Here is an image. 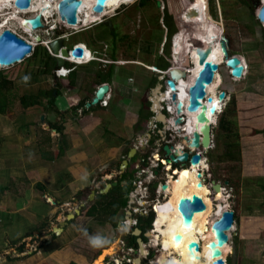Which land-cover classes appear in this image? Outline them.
Masks as SVG:
<instances>
[{"label": "rangeland", "instance_id": "374dc122", "mask_svg": "<svg viewBox=\"0 0 264 264\" xmlns=\"http://www.w3.org/2000/svg\"><path fill=\"white\" fill-rule=\"evenodd\" d=\"M141 1H131L130 5L123 6L111 17H106V15L102 14V16L106 17L103 23L84 31L80 29L78 32H81L77 35L74 34V36L73 33H70L64 38L63 47L71 48L74 43L84 42L91 49L98 44L95 50L97 51V56L102 51V48L109 50V47H111V54L117 57L120 62L122 61L123 64H127L128 59L136 58L147 65L155 66L154 64H156L160 66L162 59L170 60L169 47L171 46V38L176 31L184 26L188 30L193 27L192 24L181 23L182 20L189 23V18L193 13L196 15L191 17L192 20L194 17L207 19L213 25L222 28V38H225V40L229 37L232 38V49L241 56L239 59L244 66L245 75L243 78L238 79V82L233 81L235 79L231 78L225 65H221L219 68L221 86L217 93L225 92L227 93V98L213 126L210 150L204 155L207 157L208 169H203V173L205 174L204 179H207L211 184L215 182L223 186L226 200L225 203L224 201H220V203H223L224 207L228 205L229 211L235 213V229L229 232L231 252L222 254V260H224L225 264H229L230 260L233 259L232 249H234L237 264H264V191L261 187V185H264V31L261 25L258 24L257 12L252 7L255 1L247 3L243 2V0H214L213 6L216 16L212 15L209 0H176L177 2L175 0H148L145 7L141 6ZM158 2L162 4V8L157 6ZM193 8L195 12H193ZM257 11L259 10L257 9ZM54 18H56V15ZM51 23H48L41 31H36V38L39 37L45 42L56 40L58 34L49 31ZM112 32H114L115 39ZM43 33H46L47 36L42 35ZM17 34L27 40L29 39L19 30H17ZM191 36L189 42L195 46L197 41L195 44L193 33H191ZM32 41H34L35 45L37 44L34 39ZM229 43V40H227L228 49ZM114 46L117 47L116 51L113 50ZM232 49H229L230 54L233 53ZM83 56L85 59L89 55L85 54L84 51ZM29 57L25 58L22 63L0 69L3 77L13 80L16 83L15 85L20 87L21 96L38 94L41 87L46 89L59 84V81L56 82L50 74L46 76L42 74L43 68L40 63L43 62L42 58H44V55H40L37 59ZM107 59L101 60L111 62L109 58ZM108 65L101 62L93 63L88 69L90 71L95 70L98 73L99 68ZM121 70L126 84L130 74H138V81L143 79V74L146 76L153 74L152 71L137 67H132L131 70L125 67V69ZM84 73L86 74V72ZM62 83L63 89H70L67 82ZM89 87L90 85L88 84L87 88L89 89ZM63 95V98H59L60 101L56 99V104L57 102L61 103L57 105L61 112L59 114V123H64L69 119L70 115H75L74 112L68 111L72 98L69 100V97H67L66 101H69L66 102ZM42 101L48 104V99H42ZM116 102L114 101L108 110H101L103 112L101 114L103 116L101 125L97 121L98 116H93L95 112H93L91 117L85 118L87 119V126L91 127V125L97 123L94 132L98 130L99 134L97 137L99 136V139L102 135L104 137L108 135L104 133L107 126L114 128L115 132H119L122 129V122L120 121L124 116L123 111L125 109L115 107ZM86 109L90 110L87 106ZM142 110H145L144 107H142ZM26 111L22 109L17 99L11 110L9 109L5 115H0V128L4 126L2 134L9 128L6 127V124H11L10 120L16 118L17 124L19 125L20 123L25 127L20 128L23 136L20 144L27 156L20 158V163L31 161L28 159V154L31 155V152L25 150V138L37 130L43 118V116L40 118L37 116L40 114L41 109L33 107L29 108L28 113L29 115L32 114L34 118L38 117L35 124L33 116L22 115L19 120V115L21 113L25 114ZM42 111H46L45 106ZM224 111H228L226 114L227 119L232 120L236 124L235 126L238 127L241 136L240 151L242 161L240 162L220 160L225 152L226 144V138L219 127ZM111 116L113 117L112 122L110 120ZM145 117L140 116L137 122L138 129L142 130L145 125L147 130L150 127L151 116L149 121H146ZM52 120L57 121V117L54 116L50 122ZM156 126H158L159 130H163L164 126L162 124H157ZM141 133L132 134L130 137L133 140L131 147L135 148L136 146L138 154L147 161V157L156 151V147L150 144L147 152L143 153L138 146L141 145L140 142L148 144V141L146 136H141ZM75 135L78 136L79 132H75ZM1 137L4 138V135H1ZM111 139L105 138V141L115 142ZM234 139L232 135L227 138L228 142ZM71 140L67 139L64 141V146L67 149L74 146ZM160 142H162V148L166 145L169 146L168 137L165 141L162 139ZM115 145H118V143L115 142ZM189 150H193V148L186 149L185 153H188ZM93 152L95 150L91 151V154ZM103 152L105 151L103 150ZM105 154L108 159L113 156L109 151H106ZM101 159L92 157L89 164H86V159L85 163H83L84 161L73 163L65 155V157L59 158L58 161L56 160L53 163L54 172L47 170L51 172L52 176L47 175L45 172L40 177V179L42 178L41 181L30 180L25 177L22 180L23 184L17 187L18 193H15L8 184L6 186H9L10 191L4 192V190H0V196L5 194L2 200L0 199V212L2 210L9 212L0 213V264H93L102 260L104 258L103 252L113 249L114 246H116L115 254L106 256L102 264H119L120 261L121 264H134V261L138 259L140 260L137 264H153L156 261L162 249L160 245L157 248L155 247L157 243L154 242V239L143 245V254L141 250L136 253L127 247L126 237L129 236L130 230L136 228L138 215L135 214L134 224L125 219V212L123 211L119 214L123 216L124 220L121 218L118 220L114 219V222L111 223L108 222L105 213L98 214L95 217L87 215L90 207L95 204V200L83 199L81 196H87L91 190H94L95 186L92 182L95 178L98 179L97 184L99 185L94 190L95 192L105 186L106 183L118 181V185L120 184L119 194L127 195L129 192L128 196L130 192H133V190L131 191L133 182L136 178L140 180V177L135 175L134 165L132 166L133 169L131 168L134 176L132 173L129 178L126 177L124 180L119 179L118 176L110 177L108 181L104 182V178L107 179L105 174L108 173L105 170L109 168H105L106 165L104 163L100 164ZM34 161L36 167L37 165L46 167V162H43L40 158H36ZM79 162L80 166L78 167ZM74 164L77 168L73 171L71 169L70 173L68 167ZM146 166H149V164H146ZM174 166L182 169L180 168L182 166L175 164ZM187 167L189 165L185 164L184 168L187 169ZM163 170L165 171V167H162V170H156L158 176L153 179H148L146 175L141 177L144 181V186L148 188L146 195H140L146 202L144 206H139L145 212V215L154 210L155 207L152 209L149 207L153 200L154 204L157 200L158 204L166 201L167 196L158 195L152 190V184L155 182L164 184L168 181L169 175L175 173V170L173 173L170 169L167 173ZM35 171L39 170L36 169L30 172ZM201 172L202 169H200ZM69 174H72V181H83L82 186L80 185L75 190H71L68 186L62 192L63 194L66 193L65 198L62 194L58 197L53 194V197L51 194L53 177L55 175L57 177L61 175L66 177ZM173 176L175 177L176 175ZM0 181L3 183L4 176H0ZM209 182H206V184L212 189ZM38 184H42L44 189L40 190L37 187ZM14 188H16V185H14ZM212 192L215 193L213 189ZM160 196H162L161 199ZM214 196H212V199H214ZM220 203L218 202L217 204L215 202V206H219ZM135 205L138 206L137 200ZM20 209L22 211L15 212ZM78 210L80 214L75 216ZM71 215H74L75 218L67 222ZM61 223H67V225L62 226L63 231L60 233L54 232L56 228H60ZM31 230L35 232H30ZM93 238L97 239L98 243H91L90 241ZM151 254L152 257L150 258ZM167 256L164 255L163 258ZM98 258L100 259L98 260ZM208 258L209 256H205L201 264H213V262L208 261ZM132 259L134 261H131Z\"/></svg>", "mask_w": 264, "mask_h": 264}, {"label": "crops", "instance_id": "0c3cea01", "mask_svg": "<svg viewBox=\"0 0 264 264\" xmlns=\"http://www.w3.org/2000/svg\"><path fill=\"white\" fill-rule=\"evenodd\" d=\"M243 2H246V1L243 0ZM179 13H180V9H179ZM206 21L210 22L207 19ZM258 24L261 25L259 22ZM212 26H215V25L212 24ZM217 28L219 29L221 27H217ZM177 31L180 32V29ZM112 34L114 37V32H112ZM222 35H223V31H222ZM115 38L116 37H114V39ZM78 43H84V42H78ZM84 44L88 48L93 58L98 59L97 57H99V58L106 59V60H108L107 58H109L111 62L107 61L109 64L108 66L99 68V70L102 71L101 73L102 75H99L98 73H96L95 70L90 71L88 69V67L92 65L93 63H99V62H91L90 64H87V65L78 66L76 70L68 78L59 79V80H56V78L54 77L55 68H53L51 76L54 77L56 82L59 81V84H58L59 94L56 93L55 97L58 101H60L59 100L60 97L63 98L62 94H64L63 96L65 97V101L67 97H69V100L72 98L70 100V104H69L70 109L68 111L74 112L75 115H70L69 119H67L66 122L59 123V120H60V115L58 114V110L60 111L59 108L49 109L48 107V109L45 108L46 111L43 112L42 108L46 104L45 101H42V104L40 106H36L37 109L38 107L41 109L40 114L37 116L39 118L43 116V118H42V122L40 121L41 125L37 128V130L34 131V133H32L30 136L25 138V144H24L25 150H27V152H31V155L28 154V159L31 160L30 162H24V163L19 162L20 158L27 156V154H25L22 148V145L20 144V141L23 139L20 128H25V127H23V125L20 123L18 125L17 118H16L14 120H10L11 124H8V125L6 124V127H9V128L3 134H2V131H3L4 126L0 128V144H1L0 145V176H4V181L3 183L0 181V185L3 184L2 187L4 188V192L10 191L8 188L10 186L11 189L15 193H18L17 187L23 184L22 180L25 177H28V179L30 180H40L41 181L42 178L40 179V177L43 176L45 172L47 173V175H51V172H54L53 163L56 160L58 161L59 158L65 157V155H67L70 162H73V163L78 162V161L80 162L84 161L83 163H85V159H86L87 161L86 164H89L92 160V157H96L98 159L102 158L100 160V164L104 163L106 165L105 168H109L105 170V171H108V173L105 174L107 175L106 176L107 179L103 177L104 182L108 181L110 177L113 178L117 176L119 177L122 176L121 179L124 180L126 179L124 177L129 178L132 175V173L134 176V172L132 171L133 169L132 166L134 165L136 166L137 164L142 163V160H143V157H141L140 154H138V151L135 154L136 156L135 160L134 161H132V159L129 160L128 166L123 167V162L129 159L130 150L133 149L131 147L133 140L130 138L132 134H140L142 132L141 136H146V138L149 140L148 144L144 142L143 147L140 148L143 153L147 152V150L150 148V144H152L153 147H156V151L151 153L147 157L148 160H152V157L154 156V154L157 151H159L158 148L161 144L160 140L163 139V137L160 135V132L157 134V136H155V134L152 135L149 133V130H147L146 125L143 127L142 129L143 131H142L140 128L139 129L137 128V122L139 121L140 116L142 117L146 116L145 120L149 121V119L151 118L150 116L154 114L153 110L151 109V99L159 94V90L161 88L160 87L161 75L158 73V71L161 72L165 70L166 69L164 67L165 64H168V67H169L170 65L169 60L162 59L160 61L161 62L160 66L159 65L157 66L156 64H154L155 66H150L145 63H142L136 58H131V59H128V61L126 62L127 64H123L122 61L120 62L117 57L111 54L110 52L111 47H109V50H104L102 48V51L98 53V56H97V51L95 50L98 44L94 45L93 48L91 49L86 43ZM116 48L117 47L114 46L113 50L116 51L117 50ZM171 49L172 47H169V51ZM229 49L230 50L232 49V43H229ZM229 49H228V52H229ZM234 54L238 57H241L236 52H234ZM173 55L175 56V53H173ZM231 55H233V53ZM174 56H173V59H174ZM125 67H127L129 70H131L132 67H137L143 70L152 71L153 74L150 76H146L145 74H143L142 75L143 79L141 81H138V76H139L138 74L136 75L130 74L127 79L128 83L126 84L125 79H124V74L121 70V69H125ZM154 69H157L158 71ZM84 72H86L87 77ZM88 79H90L89 82H87ZM62 82H67L69 84L68 87L70 89L68 90L63 89L64 87L62 86L63 84ZM103 83H108L110 86V91L108 92V95H109L108 96V106L106 108L98 106V108L97 107L93 108V110L90 113H84L81 108L77 110L78 106H80L82 102L88 103L92 100V97H94L96 88ZM88 84L90 85L89 89L87 88ZM53 87L54 86H52L51 88ZM114 101H117L115 103V107L125 109V111H123L124 116L120 121L122 122V125H121L122 129H120L119 132L117 131L115 132L114 128L107 126L106 129L104 130V133L108 135L105 137L104 135H102V137L99 139V136L97 137V135L99 134L98 130L94 132L95 125L97 123H94L93 125H91V127L87 126V119L85 118L91 117V115H93V112H95L93 116L94 117L98 116L97 121L101 125L102 119H103V116H101L103 112H101V110H108ZM60 104H61L60 102H57V105H60ZM142 107H144L145 110H142ZM28 110L29 109H27L25 114L21 113L19 115V120L21 119L22 115H29ZM29 116H33V115L30 114ZM37 116L35 118L33 116L34 124L36 123V120H38ZM54 116L57 117V121L52 120V122H50V120ZM110 120L111 122L113 121L112 116ZM75 132H79V135L78 136L75 135ZM1 135H4V138H2ZM105 138H112L111 140H114L116 143H118V145H115V142L105 141ZM67 139H72L71 141L74 145L72 148L67 149L64 146L65 144L64 141ZM156 141L160 143L156 144L157 143ZM93 150H95V152L91 154V151ZM103 150L105 152L109 151V153H111L113 156L110 157V159H108L106 157L105 152H103ZM159 156H162L160 152H159ZM49 157H52V159L50 160L51 162H49V160L47 161V158ZM36 158H40L43 162H46V167H42L40 165H37L36 167V163L34 161V159ZM80 162L78 164V167L80 166ZM178 165L182 166L180 163ZM75 166H76L75 164L72 166H69L68 167L69 172L71 169L72 171L76 169L77 167ZM80 168H83V167H80ZM36 169L39 171L30 172ZM166 169L168 170L171 169V166L167 167ZM71 175L72 174H69L66 177L63 175H61L60 177H57V175H55L53 177V186L51 188L52 196L54 194L55 197H58L60 194H62V196L64 197L66 196V193L63 194L62 192L63 190L68 188V186L70 187L71 190L72 189L75 190L77 187H80L83 181H72ZM97 181L98 179L95 178L94 181L92 182V184H94L95 186L94 190H96V188L99 186L97 184ZM110 183H113V182H110ZM6 184H8L9 186H6ZM107 184L108 183H106V185ZM14 185H16V188H14ZM39 189L43 190L44 186H41V188ZM91 191L87 194V196H81V198L83 199L87 198L89 200ZM4 195L5 194L0 196L1 200H2V197H4ZM104 200L109 201L110 199H104ZM19 211H22V209L15 211V212H19ZM0 213H9V212L7 210L5 211L2 210ZM119 213L116 214L115 219L118 220L119 218H121L123 220V216L120 215ZM125 217L130 218L129 207L127 208V214L125 215ZM30 232H35V231L31 230ZM115 249H116V246H114L113 249H110L103 253L106 256L108 255L112 256L114 255ZM99 259L100 258H98V260ZM95 264H102V260H99V262Z\"/></svg>", "mask_w": 264, "mask_h": 264}, {"label": "bare ground", "instance_id": "6f19581e", "mask_svg": "<svg viewBox=\"0 0 264 264\" xmlns=\"http://www.w3.org/2000/svg\"><path fill=\"white\" fill-rule=\"evenodd\" d=\"M83 1V8L80 12V21L79 24L82 26H88L96 21L102 20L106 16H111L115 14L117 9H120L124 5H130L131 1L135 0H112L109 1L106 4V8L104 9L102 14H95L93 13V6L95 4V0H82ZM137 1V0H136ZM249 1V0H247ZM255 1L253 4V9L255 12H257V9H259L258 12H260V8L264 6V0H250ZM60 0H32V4L29 10H20L17 8H14L12 4V0H0V34L3 32V30H10L17 34V30L21 31L23 35L31 36L36 43V34L34 30L31 29L30 24L26 21L29 18H33L37 16L38 14L42 13L43 18H45V24L52 22L56 24H62L65 25L68 30L71 32L79 31L81 28L76 29L77 26H69L67 23H63L60 18H54L55 15H58V3ZM133 3V2H132ZM122 5V6H121ZM260 5V7H259ZM193 15H196L193 13ZM23 17V18H22ZM191 17L189 18V23L186 22V25L192 24V28L188 30L187 27L183 31H180V33L177 32L175 35L171 38V42L173 44V53H175L174 59L172 58L174 65L178 67L177 69L181 70V72H190L184 79H180L179 83L180 85V91H178L179 97H181L184 102H186L188 97L189 89L193 86L195 82V78L198 76L199 70L202 69V65L199 64V58L200 56L197 54L196 51L197 48H194V52H190V55L192 56V60L195 63V69L194 67L187 68L185 66V58H189V55L187 54L188 50L190 49L189 42L191 40V33H193V37L196 39H202L205 40L208 44V49L212 51V54L210 55V58L208 59L209 62H214V64L218 65H225V54L220 46L219 38L222 37V29L217 28V26H212V24L206 19H203L201 17H194L192 20ZM257 19H258V13H257ZM55 24V26H56ZM43 27V28H44ZM42 28V29H43ZM39 31V30H37ZM41 31V30H40ZM191 32V33H189ZM37 33V32H36ZM42 35L47 36L46 33H43ZM218 35V38L215 39V37ZM41 36V35H40ZM22 38L26 40L23 36ZM66 38V37H65ZM198 42V41H197ZM44 45L49 44V42H44ZM35 45V43L31 44ZM38 45V44H36ZM198 46V45H197ZM83 48V52L85 51V54H88L85 59L82 57L81 59H76L73 57H70L69 59H64L65 61L73 62L74 64H81L86 63L87 61H90L91 59V53L87 52L86 47ZM190 51V50H189ZM56 56H61V53H59ZM63 59V57H60ZM175 60V61H174ZM1 68H6L4 66H0ZM247 68V67H246ZM230 70V69H229ZM228 70V72H229ZM231 74V73H229ZM244 71H243V77H244ZM237 81V78H234ZM221 86V78L220 74L217 72L215 73L214 81L206 87V95L208 94L210 97L213 98V102L217 104L218 112L220 113L224 104H219L217 101L218 97V89ZM166 92V91H165ZM173 92L171 90H168V93H165L163 97L165 100H163L164 103L171 104L170 110L175 111V108H177V103L173 102L171 100V95ZM186 99V100H185ZM159 110V109H158ZM159 119L163 120L164 115L162 112L158 113ZM196 116L197 115H190L186 114V120L183 118L182 120H185L186 126H179L175 122L171 123L173 127V132L176 134H180L179 130L186 128L188 129L187 134H193L195 132H199V126L197 127L196 122ZM207 117L210 120L211 123H216V118L213 119L207 112ZM191 142V141H190ZM179 152H182L179 150ZM178 152V153H179ZM180 156H183L180 154ZM157 157V156H156ZM159 157H157L158 159ZM203 165L197 167L194 166L187 169H174L176 175L175 177L173 175H169L168 181L166 183V188L163 187V185H160L157 190H159L161 193L169 195L166 198V201L164 203V206L159 205V210L156 208V213H158V216L155 220V229H154V237L151 233V236L153 237L154 241L156 243H160L162 246V250H164L168 256L163 258L162 256H158L155 262L153 264H201L202 259L205 256H209L208 261L214 262V259L211 258V251L209 249V244L215 240L214 232L212 231L213 224L219 220L222 217V214L226 211H229L228 205L225 207L223 206V203H220V201L226 200V197L224 196V190L222 189L219 191L218 194H214L212 190L207 186L206 182L207 179H204V173L203 169H208V164L206 165L205 160L202 162ZM171 165V164H170ZM200 169H202V177L199 178L198 174L200 172ZM173 170V171H174ZM207 172V171H206ZM200 173V174H201ZM201 182L202 188H198L197 184ZM216 193V192H215ZM194 195L199 196L204 204H205V210L203 212L196 213L194 215L193 221L189 225H185L183 223L182 215L178 210V204L181 199L183 198H189L191 199ZM214 196V199H212V196ZM215 202L219 206H215ZM216 207V208H215ZM235 229V225H233L232 231ZM177 236H180V240H178ZM191 242H197L200 245V252L192 251L189 248V245ZM231 245H226L224 248H222V254H229L231 252ZM144 249V248H143ZM142 249V254H143ZM163 253V252H162ZM199 257V258H197ZM170 258V259H169ZM225 263V262H224Z\"/></svg>", "mask_w": 264, "mask_h": 264}, {"label": "water", "instance_id": "95a60500", "mask_svg": "<svg viewBox=\"0 0 264 264\" xmlns=\"http://www.w3.org/2000/svg\"><path fill=\"white\" fill-rule=\"evenodd\" d=\"M112 0H95V4L93 6V13L95 14H102L104 9L106 8V4ZM12 4L14 8L20 9V10H29L32 4V0H12ZM157 6L159 8H162V4L160 2L157 3ZM83 8V1L82 0H60L58 3V16L62 22L67 23L69 26H77L80 23V12ZM42 13L38 14L37 16L33 18H29L26 20L30 26L31 29L34 31L41 30L44 27V24L42 22ZM258 19L261 22H264V6L260 8V12L258 13ZM218 38V35L215 37V39ZM36 40L38 42H41V38L37 37ZM196 41L197 44H196ZM63 42L64 40L59 38L53 42H50L48 44V48L56 55H58L60 52L64 57H67L69 55V52L66 48H63ZM195 46L193 44L190 46V51L188 50L189 58H185V66L187 68L194 67L195 69V63L192 60V56L190 55V52H194V48H197V54L200 56L199 58V64L202 65V69L199 70L198 76L195 78V82L193 86L189 89L188 97L186 102L179 97V94H177V91H180V83L179 86H177V82H179L180 79H184L186 75H188V72H181V70L177 69L174 65L173 60L170 58L169 64L170 67L168 69H165L159 74L164 78L166 77V85L170 88V90L173 92L171 95V100L175 103H177V113L180 114L184 112L185 114L190 115H197L196 116V122L197 127L199 126V132H195L193 134V138L190 142L189 148L193 149H200L201 146L204 148V152L208 153L209 147L212 142L211 135L213 134V126L214 123H211L210 120L207 117V112L211 117L217 118L218 117V107L216 102H213V98L210 97L208 94L206 95V87L209 86L213 81L215 77V73L219 72V68L221 65L214 64V62H209L210 55L212 54V51L208 49V44L205 40L202 39H194ZM220 46L222 47L224 54H225V66L227 68L231 69V75L234 78L241 79L243 78V71L244 66L239 59L238 56L231 55L228 52V44L227 40L225 38H222L220 36L219 38ZM198 45V46H197ZM33 50V45L19 37L16 33L10 31V30H3V32L0 34V66L9 67L13 66L15 64L21 63L25 60V58L28 57L29 54H31ZM83 49L81 47H76L71 51V55L74 58H82L83 57ZM173 58V57H172ZM56 67H62L65 64L64 59L56 56ZM168 70V71H167ZM167 71V72H164ZM170 78H169V77ZM161 88H163V84L160 85ZM109 85L104 84L98 88V90L95 93V96L93 99L87 103V108L94 107L98 105L105 97V95L109 92ZM56 94V92H55ZM226 100V93L220 92L217 97V101L219 104L225 103ZM165 118V116H164ZM159 119V116H158ZM183 118H179L176 121V124H181ZM161 123H164L165 119L161 120L159 119ZM160 135L163 136V131L160 132ZM165 155L167 156V164L171 165H178L179 163L184 166L185 164H189L190 168L191 166H201L202 165V157L200 154H194L193 156H190L189 153H184L183 156H179V153L175 151L172 153L171 148L169 146H164L163 148ZM137 150L136 148H133L130 150L129 153V159L125 160L123 162V167H127L129 164V160H131ZM122 167V169H123ZM199 178L202 177V173L198 174ZM202 183L199 182L197 184L198 188H202ZM118 186L117 182H113L110 184L105 185L104 187L100 188L98 192H95L94 190L91 191L89 200H97L102 196H105L109 194V192ZM213 191L216 192V194L219 193V191L222 190V185L220 183L213 182ZM158 187V183L156 182L153 185V190H156ZM164 188H166V184L163 185ZM205 204L203 200L199 197L194 195L191 199L189 198H183L180 200L178 204V210L182 215L183 223L185 225H189L192 223L194 215L199 212H203L205 210ZM77 215L80 214V211H76ZM75 216L71 215L69 216V222L71 219H74ZM235 224V213L233 211H226L222 214V217L217 220L213 226L212 231L214 232L215 240L209 244V249L211 251V258L214 259L213 264H225L224 260H222V248H224L226 245L230 242L229 232L232 231L233 225ZM67 225V223H61L60 228H56L54 232L59 233L60 231H63V227ZM135 236H139L141 232L137 229L134 233ZM146 238H152L151 232L148 230L145 234ZM178 240H180V236H177ZM139 245L140 249L142 251L143 249V242L141 239H139ZM189 248L192 251L200 252V245L197 242H191L189 245ZM235 250L232 249V264H236L235 261ZM199 258V257H197ZM139 262V261H138Z\"/></svg>", "mask_w": 264, "mask_h": 264}, {"label": "trees", "instance_id": "16d2710c", "mask_svg": "<svg viewBox=\"0 0 264 264\" xmlns=\"http://www.w3.org/2000/svg\"><path fill=\"white\" fill-rule=\"evenodd\" d=\"M176 1V0H175ZM246 1V0H244ZM177 2V1H176ZM247 3H251L252 1H246ZM148 3V0H142L141 6L145 7ZM179 3V2H178ZM209 4L212 9V15L216 16L214 13V0H209ZM251 5V4H250ZM180 6V5H179ZM253 7V5H252ZM259 10V9H258ZM193 12H195V9L193 8ZM258 13V11H257ZM108 23V22H107ZM181 23H186L182 20ZM185 29V26L180 29V31H183ZM179 32V31H177ZM176 32V33H177ZM168 40V37H167ZM230 43H232V38H228ZM233 55L234 50L232 49ZM40 55H44V58H42L43 62L40 63V66L43 68L42 74L43 75H49L51 76L53 68L56 67V60L53 58L46 48L43 46H38L36 50L33 51L32 55L29 58L37 59ZM47 56V57H46ZM68 66H71V64H67ZM166 69L168 68V64H165L164 66ZM74 72V71H73ZM72 72V73H73ZM71 73V74H72ZM102 71L99 70L98 74H101ZM16 83L13 80H10L6 77H3V73L0 72V115H5L7 111L12 109L14 107V102L18 99L20 105L22 106L23 110H27L32 107L40 106L42 104V99H48V104L45 105V108L52 109L56 108L58 109V106L56 104V97L54 95V92L56 91L57 94H59L58 84L55 85L53 88H46L43 89L41 87L40 92L38 94H28L27 96H21L20 94V87L15 85ZM87 102H82L80 106H78L77 109H83L84 113H90L93 108H90L91 110L86 109ZM228 112V111H227ZM226 111H224L222 114V120L220 121L219 127L221 128L225 138H226V144H225V152L222 154L220 160L223 161H232L234 162H240L241 160V149H240V140L241 136L239 134L238 127L235 126L236 124L232 120H228L226 117L227 114ZM61 112L58 110V114ZM230 135L234 136V140L228 142L227 138L230 137ZM46 158V157H45ZM136 157L132 159V161L135 160ZM52 157L47 158V161L51 160ZM126 178V177H124ZM42 184H38L37 187L41 188ZM120 184L112 189L109 194L100 197L98 200H96L93 206L90 207L88 210L87 215L89 217H95L98 214L105 213L107 215V219L110 222H114L115 216L120 211H123L128 206V193L127 195H121L119 194V188ZM262 190L264 191V185H261ZM0 190H4V188L1 186ZM104 199H110L109 201H106ZM154 221V214L151 213L147 218H140V223L137 226V228L143 229L144 232L148 231L149 229H152V224ZM128 241V246H136L137 247V238L133 235L126 237ZM152 257V254L150 255V258ZM232 259V258H231ZM232 264V260H230V263Z\"/></svg>", "mask_w": 264, "mask_h": 264}, {"label": "clouds", "instance_id": "9594fccd", "mask_svg": "<svg viewBox=\"0 0 264 264\" xmlns=\"http://www.w3.org/2000/svg\"><path fill=\"white\" fill-rule=\"evenodd\" d=\"M122 6V5H121ZM124 6H126V5H124ZM128 6V5H127ZM123 7V6H122ZM121 7V8H122ZM120 8V9H121ZM120 9H117L116 10V12L117 11H119ZM115 12V13H116ZM114 15V14H113ZM43 16H45V15H43ZM43 16H42V22H43V24H45V18H43ZM106 17H111V16H106ZM106 17H104L101 21H96L95 23H93V24H91V25H88V26H82V25H78L80 28H81V30L83 29V31L84 30H86V29H90V27H94L95 25H99V24H101V23H103V21L105 20V18ZM23 18V17H22ZM56 18L58 19L59 18V16L58 15H56ZM258 20V22L261 24V27H262V29H263V31H264V22H261L259 19H257ZM63 23H65V22H63ZM80 23H81V21H80ZM79 23V24H80ZM55 24L56 23H54L53 25L51 24V26L49 27V31H52V32H54V33H57L58 35H57V38H56V40L57 39H59V38H61V39H63L64 41H65V37L67 36V35H69L70 33H73V36H74V34L75 35H77V34H79L80 32H78V31H75V32H70L69 30H68V28L65 26V25H62V24H56V26H55ZM47 25V24H46ZM46 27V26H45ZM18 35V34H17ZM19 37H21L22 38V36L21 35H18ZM61 36H63V37H61ZM25 37H28L29 39L27 40H25V41H27L28 43H30V44H33L34 43V41H32L31 40V36H27V35H25ZM23 39V38H22ZM53 41H55V40H53ZM53 41H49V43L50 42H53ZM67 41L68 42H70V40H68L67 39ZM38 42V41H37ZM45 41H42L41 40V42H38L39 44H41V45H39L38 43V45H34V47H33V50H32V52L38 47V46H43L44 48H46L47 49V51H49V54L53 57V58H56V54H54L49 48H48V44H46V45H44L43 43H44ZM173 44L174 43H172L171 42V46L170 47H173ZM86 47V45L84 44V43H74L73 44V46L71 47V48H66L67 50H68V52H69V55H70V57H73L72 55H71V51L74 49V48H76V47ZM64 48V47H63ZM87 48V47H86ZM83 49V48H82ZM32 52H31V54H32ZM87 52H89V50H88V48H87ZM61 53V52H60ZM31 54H29L28 55V57L31 55ZM188 54V53H187ZM69 55L67 56V57H64L62 54H61V56H58V57H63V59H69L70 57H69ZM84 55V54H83ZM235 56V55H234ZM172 57H173V48L170 50V58L172 59ZM74 58V57H73ZM98 59H96V58H93L92 57V55H91V59H90V61H87L86 63H81V64H74L73 62H70V61H65V64H64V66H62V67H59V68H57V67H55V69H54V77L56 78V80H59V79H65V78H68L70 75H71V73L73 72V71H75L76 70V68L78 67V66H83V65H87V64H90L91 62H101V63H103V64H106V65H108V62L107 61H105V60H101L102 58H99V57H97ZM76 59H81V58H76ZM22 63V62H21ZM67 64H71V66H68ZM169 67H170V65H169ZM61 68H67L68 70H70V73H69V75L67 76V77H58V75L55 73V70H57V69H61ZM168 69V68H167ZM230 68H228V70H229ZM154 70H156V71H158L157 69H154ZM169 70V69H168ZM167 70V71H168ZM167 71H164V72H167ZM231 71V69L229 70V73H231L230 72ZM158 73H159V71H158ZM188 73H190V72H188ZM230 76H231V78L232 79H234V77H232V75L231 74H229ZM169 77V76H168ZM170 78V77H169ZM166 80H167V78L166 77H162L161 76V81H160V85H161V83L163 84V88H160V90H159V94L157 95V96H155L154 98H152L151 99V106L154 104V105H156V107H157V109H159L161 106H164V107H166V106H171V104H168L167 102L166 103H164L163 102V100H165V98L163 97V95L165 94V93H168V90H170V88L166 85ZM104 84H108V83H103V84H101V85H99L97 88H96V91L98 90V88L100 87V86H102V85H104ZM56 85V84H55ZM55 85H54V87H55ZM109 85V84H108ZM177 86H179V82H177ZM110 87V86H109ZM96 91H95V93H96ZM109 91H110V89H109ZM166 91V92H165ZM56 92V91H55ZM55 92H54V95H55ZM57 93V92H56ZM95 93H94V96H95ZM177 94H178V91H177ZM108 93L105 95V97H104V99L98 104V106H101V107H104V108H106L107 106H108ZM226 98H227V93H226ZM93 99V98H92ZM105 101H106V104H105ZM97 106V105H96ZM96 106H94V107H96ZM97 106V107H98ZM177 107V106H176ZM91 108H93V107H91ZM177 109V108H176ZM159 112H161V109L159 110ZM162 114L165 116V121H164V123H161L160 121H159V119H158V122H159V124L161 125H163L164 127L166 126V125H168V121H169V119H170V115H168V113L165 111V112H162ZM182 116H180V117H178L176 120H175V123H176V121L179 119V118H184L185 120L187 119L186 118V114L184 113V112H182V113H180ZM154 115V114H153ZM153 115H151V117L153 116ZM218 115H219V113H218ZM185 120H183L182 121V123L181 124H179V126H186V122H185ZM163 127V128H164ZM162 128V129H163ZM161 131H163V130H161ZM186 131H188V129H186V128H183L182 130L180 129L179 130V133L180 134H178L179 136L177 137V139H176V141L175 142H173L171 145H169V147L171 148V151H172V147L173 146H176V145H182L183 144V142H187V144H189L190 145V142L189 141H191L192 140V138H193V136L191 135V134H187V132ZM151 134V133H150ZM180 135H184L183 137H181ZM200 135H201V133H200ZM202 136V135H201ZM163 138H164V131H163V136H162ZM186 138H188V140H186ZM146 140L148 141V143H149V140L146 138ZM140 146H138L139 148H141V147H143V142H140ZM211 146V145H210ZM202 147V146H201ZM136 148V147H135ZM195 150H197V151H201L202 152V150H201V148L200 149H195ZM209 150H210V147H209ZM164 151V150H163ZM178 152V151H177ZM188 153L190 154V156H193L194 154H192L191 155V150H189L188 151ZM203 153V152H202ZM195 154H197V153H195ZM156 155L159 157L158 159H159V161H160V166H161V168L162 167H165V171L164 172H168V169H166L167 167H170L171 166V172H172V170L175 168V166L174 165H169V164H167V162H166V160H167V156L165 155V152L162 154V156L164 157L163 159L156 153ZM156 155L154 154V156L156 157ZM201 155V154H200ZM180 156V155H179ZM166 157V158H165ZM204 159V158H203ZM203 159H202V162H203ZM152 160H154L155 161V159H153L152 158ZM156 161H158L157 159H156ZM162 161H164V163L162 162ZM187 165H189V164H187ZM177 168V167H176ZM175 168V169H176ZM189 168H190V165H189ZM178 169V168H177ZM156 183V182H155ZM154 183V184H155ZM158 183V182H157ZM153 184V185H154ZM165 184V183H164ZM163 184V185H164ZM158 186H159V184H158ZM223 187V186H222ZM153 189V188H152ZM157 189H158V187H157ZM156 189V190H157ZM224 189V188H223ZM155 190V191H156ZM161 199V198H160ZM159 199V200H160ZM162 203L163 202H161L160 204L162 205ZM154 205V206H153ZM158 205H157V203L155 202V204H154V200H153V203L149 206L151 209L152 208H154V210H152V212H150V213H148V214H151V213H153L154 214V218H155V215H156V207H157ZM126 208H128V206L126 207ZM126 208L124 209V210H126ZM123 212H125V215L127 214V212L126 211H123ZM130 214V213H129ZM144 216V215H143ZM125 217V216H124ZM125 219H127L128 221H129V219L130 218H126L125 217ZM123 220H124V218H123ZM152 226L154 227V223L152 224ZM152 227V228H153ZM153 230V229H152ZM151 240V239H150ZM91 243H93V244H95V243H98V240L97 239H95V238H93L91 241H90ZM237 264V263H236Z\"/></svg>", "mask_w": 264, "mask_h": 264}, {"label": "built area", "instance_id": "2783aa9c", "mask_svg": "<svg viewBox=\"0 0 264 264\" xmlns=\"http://www.w3.org/2000/svg\"><path fill=\"white\" fill-rule=\"evenodd\" d=\"M55 73L58 75V77L63 78V77H67L69 75L70 70H68L67 68H65V69L61 68V69L55 70ZM105 104H106V101H105ZM151 109L153 110L154 115L151 117V119L149 121L150 127L148 128V130H149V133H151L152 135L161 132V129L159 130L158 126H156L157 124H159V122H158L159 110L161 109V112L166 111L168 113V115H170L168 125H166L163 128V131H164L163 141H165V139L168 137L169 145H171L173 142L176 141L177 137L179 136L178 134L173 132V127H172L171 123L175 122V120L182 115L177 113L176 108H175V111H171L169 105L166 107L161 106L158 110L156 105L153 104L151 106ZM180 136L183 137L184 135H180ZM161 144H162V142H161ZM161 144L158 148L159 151L156 152L158 155H159V152H160V154L164 153L163 148L161 147ZM186 149H189V144H187V142H183L182 145L173 146L172 147V153H174L175 151L179 152V150H181L182 152H179V155L180 154L184 155ZM195 153L203 154L201 151H197L195 149L191 150V155L195 154ZM160 157L162 159L164 158L163 156H160ZM156 159H157V157H155V161L154 160H147L146 161L143 159L142 163H139L135 166V170H136L135 175H138V177H140V180H138V178H136V180L133 182V188L131 189V191L133 190V192H130V194L128 196V198H129V203H128L129 213L132 215H134V214L139 215V214L145 213L139 207V206H144L146 204V202L144 201V198H142L140 195H146L148 192V188L144 186V181L141 179V177L146 175L148 179H153V178H156L158 176V174L156 173V170H162V168L160 166L159 159H157L158 161H156ZM162 162L164 163V161H162ZM205 163H206V161H205ZM146 164H149V166H146ZM184 167H185V165L180 167V168L185 169ZM187 168H189V167H187ZM165 173H167V171ZM166 183H167V181L165 182V184ZM158 184H159V186L163 185L161 182H158ZM159 186H158V188H159ZM153 192L158 194V195H163L159 190H156V191L153 190ZM160 198H162V196H160ZM136 200H137L138 206L135 205ZM156 203L158 206L161 205L160 203L158 204V200L156 201ZM130 250H132V248H130ZM119 264H121V261Z\"/></svg>", "mask_w": 264, "mask_h": 264}, {"label": "flooded vegetation", "instance_id": "af4514ba", "mask_svg": "<svg viewBox=\"0 0 264 264\" xmlns=\"http://www.w3.org/2000/svg\"><path fill=\"white\" fill-rule=\"evenodd\" d=\"M77 28H79V27H77ZM85 47V46H84ZM87 105V104H86ZM77 110H79V109H77ZM83 110V109H82ZM83 112H84V110H83ZM201 150H202V152H203V154H201V157H202V159L204 158L205 159V161L207 162V157L206 156H204V155H206L207 153H205L204 152V148L203 147H201ZM158 157V156H157ZM153 159H155V156H153L152 157ZM175 169V168H174ZM173 169V170H174ZM173 170H172V173H173ZM157 173V172H156ZM174 175V174H173ZM105 176H107V175H105ZM122 177V176H121ZM121 177H119L118 176V178L120 179ZM118 182V181H117ZM209 181L207 180V183H208ZM210 183V185H211V188L213 189V186H212V184H211V182H209ZM208 185V184H207ZM152 188H153V185H152ZM211 189V190H212ZM163 194V193H162ZM214 194H216V193H214ZM163 195H165V196H169V195H166V194H163ZM98 200V199H97ZM96 201V200H95ZM129 203V202H128ZM164 203H165V201L162 203V207L164 206ZM158 210H159V207L157 206L156 207ZM123 211H127V208H126V210H123ZM121 212V211H120ZM155 212H157V211H155ZM77 214L75 213V216H76ZM144 215V216H143ZM150 214H147V215H145V213H143V214H139L138 215V217H137V225H136V228H134V230L132 229V230H128L129 231V236H131V235H133V236H135L133 233L138 229L140 232H141V234L139 235V236H135L136 238H137V247L136 246H133V247H131V246H127L129 249L130 248H132V250L133 251H135L136 253H137V251L138 250H141L140 249V245H139V239H141L142 240V242H143V245L144 244H148L149 243V240L150 239H153V237H154V234H153V232H154V229H155V220H156V218H157V216H158V213H156V218H154V221H153V223H154V227L152 228V229H149V231L153 234V237L152 238H146V236H145V234H146V232H144L143 231V229H140V228H137V226L139 225V221H140V218H147L148 216H149ZM129 221L130 222H132L133 224H134V221H135V214L134 215H132V214H130V219H129ZM126 242H127V245H128V241L126 240ZM155 242V241H154ZM156 243V242H155ZM159 245H160V248H162V246H161V244H159V243H157V245L155 246L156 248L157 247H159ZM116 250V249H115ZM114 250V251H115ZM142 252V251H141ZM163 252V253H162ZM114 254H115V252H114ZM103 255H104V253H103ZM102 255V256H103ZM167 256L168 254L164 251V250H161V254H160V256ZM106 257V255H104V258ZM104 258L102 259V262H103V260H104ZM140 259H138V260H136V261H134V259H132L131 261H134V264H137V263H139L138 261H139ZM125 264H128V263H125Z\"/></svg>", "mask_w": 264, "mask_h": 264}]
</instances>
